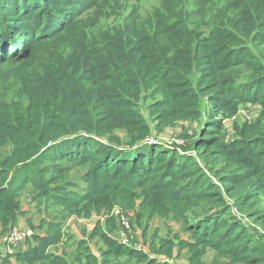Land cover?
Listing matches in <instances>:
<instances>
[{"label":"trees","instance_id":"trees-1","mask_svg":"<svg viewBox=\"0 0 264 264\" xmlns=\"http://www.w3.org/2000/svg\"><path fill=\"white\" fill-rule=\"evenodd\" d=\"M58 1L0 0V16L19 20L15 29L0 30V68L4 61L17 65L14 81H0L2 234L27 215L20 196L27 183L42 195L62 190L46 170L79 166L87 185L58 201L69 215L100 217L88 238H107L106 264H130L136 255L144 264H165L109 236L116 208L134 212L137 222L190 217L197 240L218 251L229 246L228 254L245 264H264L263 247L237 215L264 221V0H156L151 10L140 4L150 0H83L69 8ZM50 7L65 14L48 23ZM157 92L167 110L188 106L189 96L210 98L208 105L227 108V115L248 103L262 110L240 125L233 143L216 135L222 123H209L189 146L196 155L181 154L144 142L154 128L140 106ZM207 154L231 159L215 171L220 185L195 174ZM58 159L69 165L44 166ZM40 221L28 219L34 234L15 254L0 256L3 264H99L86 238L72 252L48 251ZM61 228L52 223L49 238ZM191 264H200L198 256Z\"/></svg>","mask_w":264,"mask_h":264},{"label":"rangeland","instance_id":"rangeland-1","mask_svg":"<svg viewBox=\"0 0 264 264\" xmlns=\"http://www.w3.org/2000/svg\"><path fill=\"white\" fill-rule=\"evenodd\" d=\"M82 1L83 0H59L58 6L66 8L80 6ZM129 2L130 4L137 3L136 0H129ZM154 3H156V0H150V2L145 5L142 3L140 4L143 9L151 10L150 7ZM50 9L51 10H47V14L45 15V19L48 23L53 20L50 19L53 15H55V17H61L65 14L59 10L56 11L57 13L55 14L54 9L51 7ZM6 19V13H3V15L0 16V30L15 29L19 22L18 18L12 20L13 24L8 23ZM1 37H4L2 33ZM32 54L33 49L30 50L28 57ZM1 66L0 81H2L1 79H6L11 82L14 81L12 78L13 69H15L17 65L9 61H4ZM1 89L2 85L0 84V90ZM162 97L161 93L158 92L154 95H148L145 99V103L140 106V111L146 115L154 128L144 142L149 144L159 143L166 149L177 148L181 154L191 153L196 155V152L189 146L194 143L196 139V131L201 127H207L209 123H222L223 127L222 129L219 128V132H216V135H221L227 144L233 143L238 138V129L241 128L240 125L245 122H253L255 117L258 116L262 110L260 104L248 103L246 105L242 104L236 111L227 115V108L221 107L214 102H211L213 107L209 106L210 98L204 101V97L200 98L198 96L187 97L190 103L186 107L178 106L171 110H167L170 104L166 102L163 103ZM215 159L216 158L210 154H207L204 158L199 157L197 163L201 170L195 171V174L205 177V180L208 179L213 185H220L218 178L215 176V171L223 167L225 163L230 162L231 159L227 158L224 161H215ZM57 163L69 165L66 160L58 159L55 162L46 161L44 166L50 167ZM46 171L47 174L45 177H57L55 182L51 185L54 187L57 184L59 187H64V189L52 190L48 194L42 195L41 191L34 190L32 184L27 183L24 190L20 193V196L23 200L22 208L30 209L27 216L30 217L35 225L42 223L40 221L41 218L46 220L43 224L44 228L37 229V232L42 235H48V238L45 239V243L50 244L48 251L54 250L58 252L65 249L67 252H72L76 249V243L80 239L86 238L91 249L99 256V264H106V258L103 253H106L105 250L108 248L107 238H105V240L99 237H94L93 239L88 238V234L92 232L96 221L100 217L91 215L82 218L75 212L69 215L66 211H63V209H65L64 204L58 201L59 197L63 199L68 198V200L73 199L72 194L74 192L83 191V188L87 185L82 179L84 168L76 166L68 169L65 173L56 174H51V170ZM189 182V178L185 180L186 185H188ZM64 183H67V185L65 186ZM180 187L184 188L185 185L182 184ZM221 197L229 202L233 201L227 194H222ZM183 205L189 207L190 202L184 203ZM118 209L119 208H116L113 211L116 219V228L109 236L114 237L120 243L131 246V248L145 252V254L150 257L157 258L161 263L191 264V259L198 256L200 264H245L239 257H233L228 254L229 246H225L222 250L218 251L215 249L212 242L197 240L188 225L189 221L192 220L190 217H175L173 214L168 217L155 215L151 218L145 217L140 222H137L134 212L121 214ZM233 211L236 213L235 210ZM237 215L247 223L245 224L246 233L255 235L254 242L261 245L264 249V221L260 220L256 222L242 213H238ZM27 216L24 217L27 218ZM102 220H104L103 217ZM55 222L62 223V228L60 231L58 230L60 233L57 232L55 237L49 238V229L52 223ZM191 223L194 224L196 222L192 221ZM19 226L21 225L18 224L15 227ZM24 226L29 227L27 225ZM4 236L5 234L0 236V240L2 239L0 248L1 245H5L3 243ZM167 241L172 242V245L169 246ZM73 257L74 256H69V260L73 261ZM119 257V259L127 258L123 255ZM109 259L112 260L114 257H110ZM145 260L143 257L136 255L130 264H144ZM1 261L2 260H0V263H2ZM11 261L12 263H16L15 258ZM72 264H79V262H72Z\"/></svg>","mask_w":264,"mask_h":264},{"label":"built area","instance_id":"built-area-1","mask_svg":"<svg viewBox=\"0 0 264 264\" xmlns=\"http://www.w3.org/2000/svg\"><path fill=\"white\" fill-rule=\"evenodd\" d=\"M119 212L121 213L120 210ZM33 234L34 230L30 227L13 226V228L8 230V232L4 236L3 243L5 245L3 250L0 251V256L5 257L7 255L15 254L16 251L20 249L26 243V240L32 237Z\"/></svg>","mask_w":264,"mask_h":264},{"label":"crops","instance_id":"crops-1","mask_svg":"<svg viewBox=\"0 0 264 264\" xmlns=\"http://www.w3.org/2000/svg\"><path fill=\"white\" fill-rule=\"evenodd\" d=\"M24 208V207H23ZM23 210H25V211H27V214L30 212V209H26V208H24ZM49 212V211H48ZM27 216V215H26ZM28 219H30V217L29 216H27V218L26 217H24V216H21L20 217V220H19V224L21 225V226H24V225H27L28 226ZM30 227V226H29ZM31 228V227H30ZM33 229V228H32ZM2 227L0 226V236H2L3 234H2ZM1 242V244H2V239L0 240ZM3 248H4V246H2L1 245V250H3Z\"/></svg>","mask_w":264,"mask_h":264}]
</instances>
